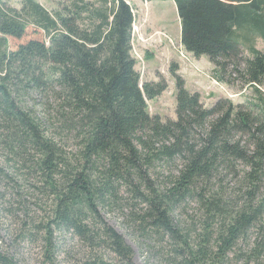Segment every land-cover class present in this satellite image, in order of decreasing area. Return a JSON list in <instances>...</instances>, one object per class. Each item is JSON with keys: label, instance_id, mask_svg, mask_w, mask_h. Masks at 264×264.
Masks as SVG:
<instances>
[{"label": "trees", "instance_id": "trees-1", "mask_svg": "<svg viewBox=\"0 0 264 264\" xmlns=\"http://www.w3.org/2000/svg\"><path fill=\"white\" fill-rule=\"evenodd\" d=\"M173 1L186 50L207 56L219 81L254 86L256 100L220 98L207 108L174 64L177 118L164 121L150 114L147 100L162 95L168 83L141 84L132 53L135 15L126 0H100V6L67 0L54 12L37 0H21L20 8L0 0V147L19 169L39 176L53 198L49 231H72L123 264H134V251L100 211L120 201L122 189L133 200L130 225L160 244L166 262L224 264L258 225L262 238L249 257L260 259L264 51L256 38L264 41V0ZM31 28L48 40L32 38L11 50L10 38L24 39ZM244 47L252 57L244 58ZM34 92L46 95L43 111L24 100ZM224 174L239 180L241 198L216 188L213 182ZM191 199L206 216L199 242L175 218ZM0 262L11 264L1 251Z\"/></svg>", "mask_w": 264, "mask_h": 264}, {"label": "rangeland", "instance_id": "rangeland-1", "mask_svg": "<svg viewBox=\"0 0 264 264\" xmlns=\"http://www.w3.org/2000/svg\"><path fill=\"white\" fill-rule=\"evenodd\" d=\"M8 5L21 7V0H4ZM49 11L60 9L67 0H37ZM100 6V0H91ZM131 4L136 27L139 31L132 35L133 56L136 58V69L141 75V84L159 82L165 79L166 91L155 99L147 100L152 116L159 115L163 120L176 119L177 88L171 67L178 64L180 73L186 80L191 92H199L205 107H212L220 98H230L235 104L256 100L254 86L235 85L221 82L216 77L215 66L192 53H184L181 40L182 24L173 0H126ZM37 38L48 40L42 31L34 32L31 28L24 39L10 38V49L15 50L20 43ZM256 46L264 51V41L256 38ZM244 58L252 57L248 47H244ZM181 52L186 56L184 57ZM139 58V59H137ZM142 58V59H140ZM207 60L208 57L204 56ZM181 62V63H180ZM244 66V62H242ZM232 68V66H231ZM232 76H236L232 73ZM24 100L28 105L37 104L44 110L46 95L29 93ZM182 164L178 160L172 166L177 170ZM0 251L11 264H92L104 260L108 264H123L114 252L105 247H92L82 238L65 228L48 225L53 210V198L43 189L41 178L21 170L14 161L8 159L0 147ZM171 168H168L170 170ZM240 169L243 166L240 165ZM8 176V177H7ZM216 188L227 189L233 199L239 195V180L233 175H223L213 182ZM222 184V185H220ZM121 199L116 203L100 207L105 221L124 236L126 243L134 251V264H170L161 257L160 244L142 237L130 225L131 205L133 200L122 189ZM139 203V201L136 200ZM140 205V203H139ZM141 206V205H140ZM194 199L176 210L175 218L182 226L189 229L196 242L206 233V216ZM260 226L252 227L244 239L238 241L228 254L224 264H264V254L260 259L249 257L255 243L261 239ZM258 238V239H257ZM164 245H167L165 242ZM213 251L218 247L212 242ZM0 264H4L0 262Z\"/></svg>", "mask_w": 264, "mask_h": 264}, {"label": "built area", "instance_id": "built-area-1", "mask_svg": "<svg viewBox=\"0 0 264 264\" xmlns=\"http://www.w3.org/2000/svg\"><path fill=\"white\" fill-rule=\"evenodd\" d=\"M137 31H139L138 30V28L136 27V24H133V32H132V35H134V33L136 34V32ZM132 40H133V37H132ZM133 45H132V52H133ZM183 52L184 53H187V50L185 49V50H183ZM183 52H181V54L185 57L186 55L183 53ZM188 54H189V52H188ZM136 59V58H135ZM137 59H139V58H137ZM140 59H142V58H140Z\"/></svg>", "mask_w": 264, "mask_h": 264}, {"label": "crops", "instance_id": "crops-1", "mask_svg": "<svg viewBox=\"0 0 264 264\" xmlns=\"http://www.w3.org/2000/svg\"><path fill=\"white\" fill-rule=\"evenodd\" d=\"M187 52H188V51H187ZM199 58L204 59L206 62H208V63L210 64V60H209V59L206 60V59L204 58V56L199 57ZM180 63H181V62H180Z\"/></svg>", "mask_w": 264, "mask_h": 264}]
</instances>
